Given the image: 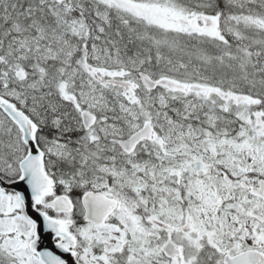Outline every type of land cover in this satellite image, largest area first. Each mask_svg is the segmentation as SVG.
I'll return each mask as SVG.
<instances>
[{
	"label": "snow or ice",
	"instance_id": "1",
	"mask_svg": "<svg viewBox=\"0 0 264 264\" xmlns=\"http://www.w3.org/2000/svg\"><path fill=\"white\" fill-rule=\"evenodd\" d=\"M0 264H264V0H0Z\"/></svg>",
	"mask_w": 264,
	"mask_h": 264
}]
</instances>
